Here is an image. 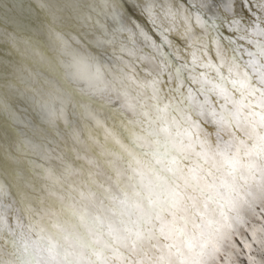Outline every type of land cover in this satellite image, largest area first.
Returning <instances> with one entry per match:
<instances>
[{
    "label": "snow or ice",
    "instance_id": "1",
    "mask_svg": "<svg viewBox=\"0 0 264 264\" xmlns=\"http://www.w3.org/2000/svg\"><path fill=\"white\" fill-rule=\"evenodd\" d=\"M234 3L209 15V6L187 0L134 2L158 31V43L121 0H110L113 23L130 25L128 43L112 45L110 58L118 63L77 59L80 90L62 78L61 84L82 119L86 104L105 107L91 93L115 96L131 113L130 143L114 134L106 143L116 159L96 160L105 181L98 173L80 190L56 180L45 199L25 191L5 153L0 176L16 187L17 198L12 202L0 186V264H239L245 249L247 264H264L251 254L257 244L264 257V0H249L247 23ZM225 25L235 39L224 36ZM173 31L185 39L190 61L168 39ZM165 45L174 52L163 51ZM52 92L48 102L62 110L64 98ZM58 185L71 189L75 203L52 198ZM45 208L56 210L55 220ZM249 217L260 221L251 224L250 242Z\"/></svg>",
    "mask_w": 264,
    "mask_h": 264
},
{
    "label": "bare ground",
    "instance_id": "2",
    "mask_svg": "<svg viewBox=\"0 0 264 264\" xmlns=\"http://www.w3.org/2000/svg\"><path fill=\"white\" fill-rule=\"evenodd\" d=\"M110 0H0V159L10 153L20 175L24 177L25 191L32 197L45 199L52 194L51 185L58 180L59 185H72L86 190L83 185L89 178L99 173L101 182L107 179L103 165L97 166L96 160L115 161L116 156L109 150L114 134L121 142L130 143L127 118L131 113L122 108L115 96L109 97L99 92L91 93L105 107L97 109L88 103L84 108V118L68 104V93L61 84V78L72 88L80 90V84L74 76V61L81 58L96 57L102 62L113 65L118 63L111 57L112 45L118 49V41L128 43L127 29L130 25L122 21L115 25L108 10ZM132 19L142 24L153 39L162 42L158 31L153 29L145 16H142L134 2L139 0H121ZM194 5H207L209 15L218 5L227 0H187ZM249 0H235L233 9L243 16V22L252 19L248 11ZM231 20V12L225 13ZM125 30L121 36L119 28ZM221 31L224 36L235 35L225 25ZM107 33V34H105ZM114 33V35H113ZM180 55L191 59L185 39L178 31L168 34ZM111 40L112 43H108ZM136 46H140L137 37ZM106 50V51H105ZM127 51V49H125ZM151 51V49H146ZM163 51L172 53L174 49L165 45ZM103 53V55H102ZM214 56L215 51H209ZM127 59V57H126ZM175 61V56L172 57ZM180 63L182 61H176ZM148 66L157 67L156 61H148ZM200 70V69H198ZM187 75V73H185ZM55 89L64 98L62 110L49 103ZM165 90H167L165 88ZM88 91V89H84ZM119 111H116V110ZM100 125H104L101 128ZM209 130L212 125H206ZM105 128L107 131H105ZM94 149L92 151L89 149ZM75 157V163H73ZM80 165H85L82 169ZM27 171H24V170ZM59 169L56 176L53 172ZM67 169V171H65ZM57 186L52 195L62 196L66 205L75 203L71 189ZM0 186L4 192L17 198L16 187L0 176ZM2 196V194H0ZM4 203L7 205L8 200ZM5 211H10L6 208ZM45 214L55 220V209H43ZM249 231L245 233L251 241V224L259 225L257 218L249 217ZM243 231V229H241ZM236 242L243 247L241 238ZM251 253L257 261L261 260L257 244L252 245ZM229 251H232L229 249ZM239 264H247L245 254L236 256Z\"/></svg>",
    "mask_w": 264,
    "mask_h": 264
}]
</instances>
